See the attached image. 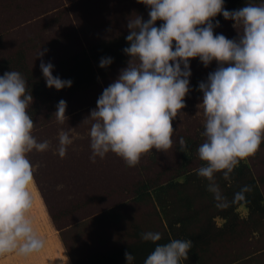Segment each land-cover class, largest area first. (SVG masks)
I'll list each match as a JSON object with an SVG mask.
<instances>
[{"label":"clouds","instance_id":"clouds-1","mask_svg":"<svg viewBox=\"0 0 264 264\" xmlns=\"http://www.w3.org/2000/svg\"><path fill=\"white\" fill-rule=\"evenodd\" d=\"M148 8V19L131 15L125 37L127 66L105 87L96 107L86 118L92 163L109 152L127 167L139 164L142 155L156 149L167 152L176 142L173 120L185 113V97L190 91V61L199 58L204 67L213 61L217 67L198 83L202 99L203 142L197 155L203 162L195 171L207 181L215 207L225 209L246 199L253 189L244 185L230 201L224 195L217 173L231 182V174L242 160L253 157L264 142V0L247 2L227 10L225 0H138ZM220 14L234 21L237 37L221 33ZM157 21L162 23L157 26ZM39 51L37 57L44 52ZM113 62L102 57L101 68ZM40 69L46 86L61 90L71 87V79L53 75L54 64L41 59ZM28 81L16 70L0 75V255L15 253L27 257L40 252L46 239L34 227L29 214L34 203L30 186L35 165L28 154L48 151L52 146L33 134L35 122L27 109L33 102ZM66 101L61 99L53 113L58 123L67 119ZM198 114V112L196 113ZM195 114V115H196ZM71 129L58 132L53 149L61 158L73 144ZM179 150H187L184 137ZM141 239L155 247L143 264H182L193 247L191 239H162L159 231H146ZM126 264H134L132 252H125Z\"/></svg>","mask_w":264,"mask_h":264},{"label":"rangeland","instance_id":"rangeland-1","mask_svg":"<svg viewBox=\"0 0 264 264\" xmlns=\"http://www.w3.org/2000/svg\"><path fill=\"white\" fill-rule=\"evenodd\" d=\"M135 14L144 18L148 14L147 6L138 0H0V63L21 50L30 73L42 75L43 59L54 64L53 75H57L72 56L80 55L98 41L128 31V18ZM233 24L232 20L221 21L219 27L214 28V34L236 38L239 28L236 30ZM40 49L47 51L37 57ZM190 67V91L184 98L186 106L181 110L185 114L172 122L176 142L167 152L153 149L143 154L135 167H127L111 152L103 159L97 157L95 163L89 159L90 121L86 118L96 107L103 89L117 78L120 70L70 98L62 96L67 104V119L63 124L57 122L52 103L45 105L33 100L27 109L29 113L38 108L31 116L35 122L33 134L39 141L49 140L52 146L48 151L33 150L28 154L36 166L34 184L30 186L34 203L29 214L46 244L40 252L27 257L15 253L0 255V264H73L120 249L130 242L134 228L142 233L166 230L161 205L169 204V219L182 211L175 205L178 198L175 189L168 188L166 198L153 199L145 195L139 202L134 199L135 191L142 182L153 184L155 180L160 185L183 184L182 173L198 178L195 170L203 162L197 148L204 140L201 135L203 115L198 108L202 93L198 83L205 80L217 64L213 61L204 67L199 58H193ZM62 128L71 129L73 137L64 158L53 151ZM181 136L187 144L184 152L179 150ZM244 161L255 179L264 178V146ZM259 187L264 194V181L259 182ZM184 188L179 185L176 190L181 192ZM196 188L199 191V186ZM196 188L188 187L186 193L192 194ZM197 205L194 206L198 208ZM237 213L241 219L248 218L243 206ZM215 224L222 227L224 221L216 217ZM258 228L252 234L245 226L241 229L242 236L228 238V243L214 244L204 264H264V223Z\"/></svg>","mask_w":264,"mask_h":264},{"label":"trees","instance_id":"trees-1","mask_svg":"<svg viewBox=\"0 0 264 264\" xmlns=\"http://www.w3.org/2000/svg\"><path fill=\"white\" fill-rule=\"evenodd\" d=\"M247 2H250V0H225L224 7L227 10H234L244 6ZM251 2L259 3L260 0H251ZM148 18L147 14L144 19ZM215 20L221 22L226 19L218 14L214 18V22ZM156 23L159 26L162 21ZM128 32L129 30L112 39L98 41L80 55L72 56L67 66H64L57 74L62 79H71L73 82L71 87L61 90L47 87L45 79L40 73L34 75L30 73V70L26 67L24 53L21 50L0 63V74L11 70L21 72L28 81L27 90L31 91L33 100L45 105L52 103L56 108L57 103L61 99L64 100L62 96L70 98L76 93L94 86L101 79L105 80L113 71L121 70L127 66L129 57L123 52V49L128 46L125 39ZM102 57H112L113 62L106 68H101L99 61ZM37 109L36 107L31 109L30 116L35 115ZM261 146H264V142L261 143ZM182 175L184 176L183 184L169 182L166 185H160L158 180H155L153 184L142 182L138 185L134 198L136 202H139L145 195L151 196L153 199L159 196L165 197L169 193V189H175L174 192L178 195L175 205L182 211L176 212L175 216L169 219L170 215L167 211L170 207L169 204L161 205V215L167 222V228L162 232V239L158 243H167L171 239H191L193 247L189 252L188 260L182 261V264H204L207 261L205 256L214 244H219V242H221L220 244H223V242L228 243V238L242 236L244 232L241 229H244L245 226L248 228V233H256L259 229L258 226L264 223V194H262L259 187V182L264 181V178L255 179L244 160L231 174V182L225 181L222 175L217 173V182L230 201L244 185H251L253 189L250 193L245 194L246 199L244 201H238L225 209L215 207L213 195L207 191V181L204 178L199 176L195 178L193 175L188 176V174L183 173ZM179 185L185 187L181 192L176 190ZM197 186H199V191L196 188ZM188 187L191 189L196 188V191L187 194ZM196 204H199L197 205L198 208L194 206ZM241 206L247 209L248 218L246 220L241 219L237 213ZM216 217L224 221L222 227L216 226ZM253 218L254 221L249 223ZM141 233L139 229L134 228L130 242L120 249L73 264H126L124 255L126 251L132 252L135 256L134 264H143L147 255L154 250L155 245L152 242L143 241L140 236Z\"/></svg>","mask_w":264,"mask_h":264}]
</instances>
